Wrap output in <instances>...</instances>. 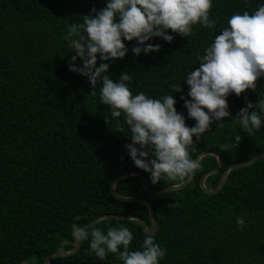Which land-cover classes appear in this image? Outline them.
Returning a JSON list of instances; mask_svg holds the SVG:
<instances>
[{
    "label": "trees",
    "instance_id": "1",
    "mask_svg": "<svg viewBox=\"0 0 264 264\" xmlns=\"http://www.w3.org/2000/svg\"><path fill=\"white\" fill-rule=\"evenodd\" d=\"M261 4L264 0H214V30L196 25L191 36L174 34L171 43L154 38L149 43L160 44V51L139 57L131 52L136 42H125L130 51L123 60L110 62L109 74L131 75L133 94H173L177 111L191 127L195 121L187 118L180 99L188 92L183 78L198 66L197 58L229 17L252 13ZM105 6L106 0H0V264H44L52 254L73 250V224L84 227L109 214L142 218L152 229L146 205L117 200L113 181L137 172L157 192L187 179L153 185L149 174L127 155L131 134L123 117L118 123L100 102V83L92 96L88 79L69 71L75 54L65 39L69 25L82 22L93 7ZM76 64L82 61L78 58ZM180 84L182 91L175 92ZM245 97L253 103L264 98V78L257 80L255 89L228 97L233 118L245 106ZM223 122L214 123L191 152L193 159L208 151L222 159L221 169L205 180L209 190L217 187L229 166L264 153V125L248 134L235 120ZM235 135L241 141L233 147ZM200 164L183 189L153 195L138 176H130L116 184V192L146 199L153 207L156 243L167 250L161 264H264V157L232 169L214 194L206 193L200 180L217 160L205 156ZM240 216L246 219L243 231L236 224ZM120 224L132 230L131 248L139 250L146 233L137 221L106 218L87 230L106 231ZM49 264L123 262L112 253L100 261L88 242L81 241L75 254L53 258Z\"/></svg>",
    "mask_w": 264,
    "mask_h": 264
},
{
    "label": "clouds",
    "instance_id": "2",
    "mask_svg": "<svg viewBox=\"0 0 264 264\" xmlns=\"http://www.w3.org/2000/svg\"><path fill=\"white\" fill-rule=\"evenodd\" d=\"M214 0H106V6L83 15V21L70 24L65 39L72 51L69 71L86 77L100 102L109 107L111 117H121L131 134L126 153L134 166L149 174L153 185L163 181H183L201 167L191 156L201 137L214 123L222 126L225 118L235 120L248 134L264 125V98L253 103L245 97V106L233 118L228 97H239L256 88L264 78V4L249 13L237 12L227 26L199 56L198 66L183 78L188 86L187 97L181 96L187 118L195 121L189 127L184 113L178 112L173 94L154 98L145 92L133 94L132 76L127 72L118 78L109 74L110 62L123 60L129 53L125 42L135 41L134 56L159 52L160 44L149 43L160 38L171 43L175 35L191 36L194 26L215 29L218 21L210 18ZM175 34V35H174ZM82 64H76L77 59ZM98 59L100 61L97 66ZM175 92L182 91L181 84ZM190 97V99L188 98ZM106 122V120H105ZM241 141L235 135L232 146ZM238 229L246 227L244 216L236 218ZM153 230L146 231L139 250H132V230L125 224L93 228L89 233L73 224L74 242L87 241L89 250L100 261L109 253L123 264H161L167 250L159 243Z\"/></svg>",
    "mask_w": 264,
    "mask_h": 264
},
{
    "label": "water",
    "instance_id": "3",
    "mask_svg": "<svg viewBox=\"0 0 264 264\" xmlns=\"http://www.w3.org/2000/svg\"><path fill=\"white\" fill-rule=\"evenodd\" d=\"M205 156H213L216 158L217 160V165L214 169L208 171L206 174H204L200 180V187L208 194H214L216 192H218L223 183H224V180L226 178V176L228 175V173L234 169V168H241V167H245V166H248L250 164H252L253 162H255L256 160L260 159V158H263L264 157V153H260L256 156H254L253 158H251L250 160L244 162V163H240V164H233L231 166H229L223 173L217 187L214 189V190H209L205 187V180L217 173L221 167H222V159L220 157V155L216 152H213V151H208V152H204V153H201L200 155H198V157L195 159L197 161L200 162V160L205 157ZM130 176H138L142 182V185L143 187L145 188V190L147 192H149L150 194H153V195H159V194H162V193H165V192H168V191H176V190H180V189H183L184 187H186L193 176L191 177H188L186 179L185 182H183L182 184H179V185H175V186H170L168 188H165V189H162L160 191H157V192H153L149 189L144 177L140 174V173H137V172H132V173H128V174H125L121 177H118L116 178L113 183H112V194L113 196L119 200V201H123V202H131V201H138V202H141L143 204L146 205V207L148 208V211H149V215H150V219H151V225H152V230H153V233L154 234L156 232V229H157V226H156V222H155V214H154V210H153V207L151 206V204L146 200V199H143V198H136V197H121L117 194L116 192V184L122 180V179H125L127 177H130ZM106 218H116V219H119V220H124V221H127V220H133V221H137L141 224L143 230L146 231L148 230V227H147V224L144 222V220L142 218H139V217H136V216H114V215H105V216H101V217H98L97 219H95L93 222L87 224L84 226V228H89V227H92L94 226L95 224H97L99 221L103 220V219H106ZM78 248H79V243H74V248L72 251L70 252H63V253H57V254H52L50 255L49 257L46 258L44 264H49V261L53 258H56V257H64V256H70V255H73L75 254L77 251H78ZM22 264H32L30 263L29 261H23Z\"/></svg>",
    "mask_w": 264,
    "mask_h": 264
},
{
    "label": "bare ground",
    "instance_id": "4",
    "mask_svg": "<svg viewBox=\"0 0 264 264\" xmlns=\"http://www.w3.org/2000/svg\"><path fill=\"white\" fill-rule=\"evenodd\" d=\"M189 185V184H188Z\"/></svg>",
    "mask_w": 264,
    "mask_h": 264
}]
</instances>
